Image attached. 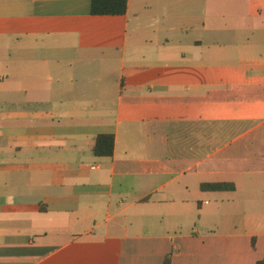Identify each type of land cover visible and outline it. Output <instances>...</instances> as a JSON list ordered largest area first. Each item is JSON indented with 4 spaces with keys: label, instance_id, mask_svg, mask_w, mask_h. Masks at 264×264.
<instances>
[{
    "label": "crops",
    "instance_id": "0c3cea01",
    "mask_svg": "<svg viewBox=\"0 0 264 264\" xmlns=\"http://www.w3.org/2000/svg\"><path fill=\"white\" fill-rule=\"evenodd\" d=\"M91 4L0 0V264H260L264 0Z\"/></svg>",
    "mask_w": 264,
    "mask_h": 264
},
{
    "label": "trees",
    "instance_id": "16d2710c",
    "mask_svg": "<svg viewBox=\"0 0 264 264\" xmlns=\"http://www.w3.org/2000/svg\"><path fill=\"white\" fill-rule=\"evenodd\" d=\"M129 0H92L91 14L93 16H125ZM116 140L113 135H100L96 139L93 152L97 157H112L115 152ZM201 189L209 192L234 191V184L215 183L204 184ZM264 264V260L260 263Z\"/></svg>",
    "mask_w": 264,
    "mask_h": 264
}]
</instances>
